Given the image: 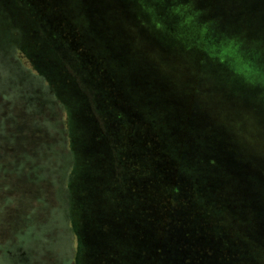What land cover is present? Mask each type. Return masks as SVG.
Segmentation results:
<instances>
[{
    "label": "rangeland",
    "instance_id": "1",
    "mask_svg": "<svg viewBox=\"0 0 264 264\" xmlns=\"http://www.w3.org/2000/svg\"><path fill=\"white\" fill-rule=\"evenodd\" d=\"M59 1L65 12L86 26L90 39L127 79L148 95L152 105L172 107L182 121L202 135L210 158L219 162L216 168L222 162L227 166L234 189L246 203L245 213L256 217L258 236L264 246V0ZM39 6L46 8L41 0ZM38 22L16 0H0V93H6L20 106L32 96L35 85L24 81L4 63L2 55H13L16 50L3 42L24 44L27 53L36 59L33 67L20 51L15 54L25 72L45 74L59 88L57 93L63 100L76 92L58 59L70 66L72 54L63 45L70 42L73 46L75 37L57 20H50L51 34L59 33L64 38L63 43L54 41L55 54L46 39L37 37V29L46 28ZM80 90L92 99L87 87L82 90L80 86ZM13 114L22 120V113H16V109ZM44 115L58 120L62 117L55 112L45 111ZM26 116L28 123L34 119V115ZM84 123L88 127L83 128L81 123L79 128L85 142L80 148L82 160L96 152L99 159L88 156L95 169L92 202L80 205V198H75L72 207L82 242L91 254L81 264H116L119 236L130 218L124 212L114 214L115 207L105 199L111 181L110 163L96 139L98 130ZM24 155L25 172L17 175L18 180L0 177V187L6 182L18 183L24 176L26 183L38 184L19 188L26 196L21 202L14 196L12 188L16 185L0 191V245L10 237L0 248V264H68L69 231L65 228L64 213L55 214L44 208L32 195L36 194L35 188L49 182L53 187L45 186L46 205H62L61 186L65 184L68 166L60 162V168L52 170L55 155L48 150ZM85 188L80 183L76 187L79 197L84 195ZM7 196H14L15 200L2 208ZM103 225L110 226L107 232ZM16 231L27 233L17 236ZM124 238L127 251L130 245L126 244L128 238ZM94 256L98 257L92 259Z\"/></svg>",
    "mask_w": 264,
    "mask_h": 264
},
{
    "label": "trees",
    "instance_id": "2",
    "mask_svg": "<svg viewBox=\"0 0 264 264\" xmlns=\"http://www.w3.org/2000/svg\"><path fill=\"white\" fill-rule=\"evenodd\" d=\"M41 1L45 10L39 6L40 0L22 3L16 0L34 22L45 25L43 31L37 29L40 33L37 37L46 39L53 53L57 54L54 41L63 43L64 38L59 33L51 34L50 20H57L75 37L73 46L70 42L63 45L72 54L70 66L58 59L67 81L76 90L73 95L76 97L63 100L57 93L59 88L45 74L39 71L27 74L15 54L20 51L33 67L36 59H32L21 42L19 46L3 42L16 50L13 55H2L4 63L35 87L22 106L6 93H0V177L18 180L17 175L25 172L24 153L35 150L54 153L51 168L54 171L60 168V162L68 166L65 184L61 186L62 205H46L45 186H52L49 182L35 188L36 194H32L44 208L55 214L64 213L65 228L69 231L66 239L69 258H63L68 259V264H81L91 255L72 215L75 198H80V205L93 200L91 181L95 169L89 158L99 159L96 152L82 160L80 148L85 142L79 128L81 123L83 128L88 127L84 122L98 130L96 139L110 163L111 181L105 199L115 207L114 214L124 212L130 218L119 236L116 264H264V246L258 236L256 217L245 213L246 203L234 189L227 166L222 162L216 168L219 162L210 158L202 135L182 121L172 107L152 105L148 95L111 62L87 35L86 26L65 12L59 0ZM79 84L82 90L87 87L92 99L87 92L82 93ZM15 109L16 113H22V120L16 118L17 114L14 116ZM45 111L61 113L62 117L58 120L45 116ZM27 114L34 115L29 123ZM24 177L18 183L6 182L0 191L16 185L12 188L14 196L21 202L26 196L19 188L38 184H28ZM79 183L86 187L81 197L76 192ZM14 196L5 197L2 208L15 200ZM107 228L110 226H102L104 232ZM17 233L24 237L27 231H16L14 235ZM124 237L130 245L127 251ZM14 241L15 237L11 242Z\"/></svg>",
    "mask_w": 264,
    "mask_h": 264
}]
</instances>
